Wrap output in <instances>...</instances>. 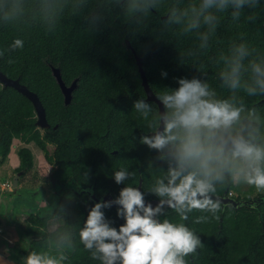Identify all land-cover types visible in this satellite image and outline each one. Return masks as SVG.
<instances>
[{"label":"trees","instance_id":"16d2710c","mask_svg":"<svg viewBox=\"0 0 264 264\" xmlns=\"http://www.w3.org/2000/svg\"><path fill=\"white\" fill-rule=\"evenodd\" d=\"M177 3L158 0L156 14L137 20L126 16L116 0H0V69L40 97L50 124L43 134L33 103L16 89L0 85V158L9 157L16 141H34L47 152L49 164L58 167L61 181L75 177L80 185L95 182L97 194L113 192L119 200L121 191L138 187L142 176L144 198H167L153 189L159 179L168 183L171 158L165 156L167 150L158 153L141 143L154 129L133 107L147 97L133 49L156 95L177 88V79L186 77L205 80L217 98H229L233 94L219 79L225 67L222 57L241 43L251 53L245 65L253 59L264 62V0L255 7L245 5L238 19H233L232 8L218 14L219 27L206 48L200 47L199 36L205 28L181 34L179 25L164 24ZM18 39L23 48L13 46ZM53 67L61 70L66 85L78 80L70 105L65 104ZM235 97L237 104L242 100L245 105L243 117L256 109L258 120L253 123L264 134V95L249 97L238 91ZM158 112L153 104L149 120ZM19 156L22 168L33 166L29 149H22ZM120 170L129 176L118 184L114 173ZM235 185L226 175L211 194L227 192L240 198ZM64 204L65 209L38 219L44 229L34 250L57 264H102L93 258L95 247L86 249L79 236L95 205L72 195ZM260 208L262 216L256 210L227 208L221 222L222 205L216 212H187V220L162 207L158 218L161 223L184 224L200 240L196 251L184 257L185 264H264V205ZM101 212L104 222L117 231L126 223L113 206L102 207Z\"/></svg>","mask_w":264,"mask_h":264},{"label":"clouds","instance_id":"9594fccd","mask_svg":"<svg viewBox=\"0 0 264 264\" xmlns=\"http://www.w3.org/2000/svg\"><path fill=\"white\" fill-rule=\"evenodd\" d=\"M259 0H178L170 9L164 24L179 25L181 34L199 32L201 48L208 46L211 34L220 23L218 14L234 9L231 15L238 19L241 10L248 5L255 7ZM126 16L141 20L158 11V0H116ZM14 47L23 48V41L16 40ZM243 43L233 46L230 56L222 57L225 67L219 72L222 86L233 95L217 98V91L200 78H178L177 88H165L152 102L141 99L134 110L154 129L144 135L141 143L149 149L171 158L168 183L157 180L153 192L167 197L169 208L187 220V212L209 210L216 212L220 201H214L215 183L230 176L236 184H246L264 191V134L253 121L258 120L256 109L243 117L245 105L237 104L235 93L242 91L249 97L264 95V62L253 59L245 65L250 55ZM162 75L167 76V73ZM247 77V78H246ZM153 104L162 108L153 120H149ZM247 121V122H246ZM162 156V158H165ZM129 173L116 171V183H122ZM116 203L123 206L126 223L116 228L104 222L102 207L96 204L86 219L79 236L86 249L92 250L94 259L102 264H185L184 257L194 253L200 240L184 224L176 225L165 220L158 223L153 217L161 211L164 201L155 210L144 205V196L138 187H125ZM200 197H203L201 199ZM141 211L144 213L141 215ZM197 223L201 220L197 219ZM110 241V242H106ZM100 254V255H97ZM26 264H57L53 258L32 253Z\"/></svg>","mask_w":264,"mask_h":264},{"label":"flooded vegetation","instance_id":"af4514ba","mask_svg":"<svg viewBox=\"0 0 264 264\" xmlns=\"http://www.w3.org/2000/svg\"><path fill=\"white\" fill-rule=\"evenodd\" d=\"M46 130L47 129H42V132L45 133ZM21 143L20 147L19 144L17 146L14 144L13 148L16 146V149H13L15 150L14 155L10 153L9 157L5 160L0 158V168L3 166V163L8 161L10 169L8 172L9 180L7 184H5L4 178L0 176V228L4 225L12 230V234L7 235L4 229H0V238L3 239V241H7L9 244L7 248L9 250L15 251L17 261L26 264L27 257L32 253H36L34 246L40 239L38 233L44 229V227L38 223V219H43L56 214L61 209H65L64 201L66 198L70 195H75L72 193H65L61 196L56 210L47 216L41 212L34 214L33 209L30 207H40L42 204L49 203L53 200L55 196L53 181H55L57 185L64 187L67 181L75 177H70L66 181H61L60 178L57 177L58 167L54 165L53 167L51 166V173L48 181L42 179L40 171H38L40 175L37 171L30 175L34 166L37 165L36 163L39 162L40 164L41 161L43 162L41 159H45V163L49 164L46 159L47 152L34 141L30 143ZM32 144H34V148L30 146ZM35 146H37L43 154H40L37 159L35 158ZM25 148L31 151L33 163V166L27 169L22 168L23 161L19 156V152ZM82 186H90V184ZM96 195L100 196L101 194L96 193ZM85 200L91 202L89 196H85L81 201L84 202ZM52 225L53 224L49 223L48 227H52Z\"/></svg>","mask_w":264,"mask_h":264},{"label":"water","instance_id":"95a60500","mask_svg":"<svg viewBox=\"0 0 264 264\" xmlns=\"http://www.w3.org/2000/svg\"><path fill=\"white\" fill-rule=\"evenodd\" d=\"M128 47L131 48V45L128 42ZM133 53L136 56L137 63L139 66V71L141 73L142 79H143V86L145 88L147 97V101H154L156 94L154 93L153 89L151 88L148 78L146 76L142 59L137 55V52L133 49ZM53 73L56 77L58 84L60 85L62 92L65 97V104L70 105L73 100V93L76 90L78 86V80H75L70 86L66 85L62 78L61 70L58 68L53 67ZM0 85H3L5 87H12L16 89L21 94L25 95L34 105L35 112L37 115V126L41 129H48L50 128V124L48 122L47 118V112L44 104L42 103L40 97L32 92L27 86L23 85L19 79H11L6 74H4L0 69ZM162 111V108H159V112ZM116 153V152H115ZM144 180L141 176L140 183L138 185V188L141 190L143 189ZM54 185V192L55 196L54 199L46 203L44 206H32L30 208L33 209L34 214L43 213L45 216L51 214L53 211L56 210V208L59 205V200L61 196H63L65 193H72L79 199L83 200L85 196H89L91 202L93 205L96 204H105L108 203L114 208H116L119 212H123V206L116 203L118 200L113 192H108L103 195H96L95 192V186L96 183L93 182L90 186H82L78 183L76 178H71L69 181H67L66 185L64 187L57 185L55 181H53ZM214 201H220L222 205V215H221V222L222 218L224 216V213L227 208L234 209L236 211L242 210V209H248V210H256L261 214V206L264 205V194L254 198V199H244V198H236V197H230L227 192H225L222 195L218 194H210ZM203 199V197H200ZM164 201L163 207H168L167 198L163 199H146L144 198V205L145 207L151 206L153 210H155L158 206L161 205V201ZM47 208V209H46ZM143 215L144 213L141 211L140 213ZM123 217V216H122ZM124 218V217H123ZM154 220H156L158 223H161L160 219L158 218V213L153 217ZM0 240L3 242V244L9 246L7 241H3V239L0 238ZM8 249V248H7ZM0 264H23L21 262L15 261L9 257H7L3 252L0 251Z\"/></svg>","mask_w":264,"mask_h":264},{"label":"rangeland","instance_id":"374dc122","mask_svg":"<svg viewBox=\"0 0 264 264\" xmlns=\"http://www.w3.org/2000/svg\"><path fill=\"white\" fill-rule=\"evenodd\" d=\"M41 131H42V129H41ZM43 132H44V130H43ZM14 144H16V146L19 144V147H20V144H22V143H21V141H16ZM16 146L14 148L12 147V152L11 153H13V155L15 154V150H13V149H16ZM30 146L33 147L34 144H32ZM35 147H36V149L34 150L35 151V158L37 159V157L40 154H42V153L40 152V149L37 146H35ZM41 160H43V162L41 161L40 164H39V162H37L36 163L37 165L34 166L33 170L30 172V175L35 173V171H37V173L39 174L38 171H40L42 179H44L45 181H48L49 178H47V177H50L49 175L51 173L50 169H51L52 165H50L48 163H45V159H41ZM0 169H1V175L0 176L4 178V182H5V184H7L8 180H9L8 172L10 171L9 166H8V161L3 163V166ZM234 192H235L236 196H239L241 199L242 198H244V199H254V198H257V197H259V196L264 194L263 191H257L255 189V187L249 186V185H246V184H243V183L236 184ZM26 193H31L32 194L33 192H26ZM230 197H234V196H230ZM45 204H42V206H44ZM52 226H54V224ZM0 229H4L5 233L7 235L12 234V230L7 228V227H5L4 225ZM7 247L8 246L6 244L4 245L3 242L0 240V251L3 252L7 257L17 261V259L15 257V251H11V250L7 249Z\"/></svg>","mask_w":264,"mask_h":264},{"label":"built area","instance_id":"2783aa9c","mask_svg":"<svg viewBox=\"0 0 264 264\" xmlns=\"http://www.w3.org/2000/svg\"><path fill=\"white\" fill-rule=\"evenodd\" d=\"M229 196H233V193H230Z\"/></svg>","mask_w":264,"mask_h":264}]
</instances>
